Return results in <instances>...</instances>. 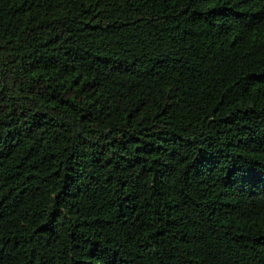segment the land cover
<instances>
[{
  "label": "trees",
  "instance_id": "obj_1",
  "mask_svg": "<svg viewBox=\"0 0 264 264\" xmlns=\"http://www.w3.org/2000/svg\"><path fill=\"white\" fill-rule=\"evenodd\" d=\"M0 264H264V0H0Z\"/></svg>",
  "mask_w": 264,
  "mask_h": 264
}]
</instances>
